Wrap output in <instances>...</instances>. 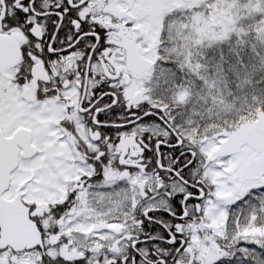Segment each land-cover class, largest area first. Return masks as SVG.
I'll list each match as a JSON object with an SVG mask.
<instances>
[{
    "label": "snow or ice",
    "instance_id": "obj_1",
    "mask_svg": "<svg viewBox=\"0 0 264 264\" xmlns=\"http://www.w3.org/2000/svg\"><path fill=\"white\" fill-rule=\"evenodd\" d=\"M0 264H264V0H0Z\"/></svg>",
    "mask_w": 264,
    "mask_h": 264
}]
</instances>
